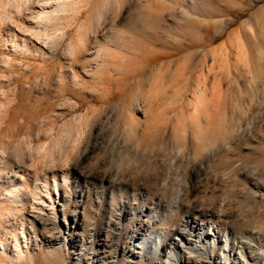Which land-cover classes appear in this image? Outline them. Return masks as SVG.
I'll return each instance as SVG.
<instances>
[{"label":"rangeland","instance_id":"374dc122","mask_svg":"<svg viewBox=\"0 0 264 264\" xmlns=\"http://www.w3.org/2000/svg\"><path fill=\"white\" fill-rule=\"evenodd\" d=\"M187 217L264 246V0H0V264H194Z\"/></svg>","mask_w":264,"mask_h":264},{"label":"bare ground","instance_id":"6f19581e","mask_svg":"<svg viewBox=\"0 0 264 264\" xmlns=\"http://www.w3.org/2000/svg\"><path fill=\"white\" fill-rule=\"evenodd\" d=\"M35 2H37V1H35ZM66 4H62V2H59V1H57V2L52 1L51 3L48 4V6L41 8L40 10L42 12L46 11V10H52L50 13H48L47 19H49V21L51 19L55 20L58 18L54 19V18H51V16L54 17L53 16L54 14L60 15L63 12L67 11L66 8H68V7ZM32 6H34V5H31V7ZM141 108L142 107L140 106V104L138 102H136V111L141 112L142 111ZM187 222L191 223V224L189 223L190 224L189 229H188L189 232H193L196 230L199 231V233L197 234L196 240H194L190 246L192 248H197V249L203 248L204 252H206V253L197 252L198 257L195 256L196 257L195 259L197 262H195L194 264H205V263L206 264H230V263L231 264H237L236 261L230 259L231 257H233L234 252L230 253L229 257L223 251H222V254L219 256V258H217V259L214 256H212V251L215 248V245H217V243H216V241H214L215 239L211 238V240H212L211 242L210 241L206 242V239H205L207 237H212V236L215 237L214 235H212L213 231H214V228H213L214 226L212 224L210 226L206 227V225H203L204 224L203 221L196 220L195 218H194V220L192 218L188 219V217H187ZM154 233H155L154 234V238H155L154 248L155 249L153 251V255L155 256L158 254L160 248L164 247L163 242H164L165 235L161 234V233L158 234L157 232H154ZM181 236H182V233L180 231L173 235V238H174L173 243L174 244L173 245L171 244L168 247L169 253L166 257V261H165L166 263L165 264H186L188 262L187 260H186L187 262L186 261H184L183 263L179 262L180 258L178 256V254H176V253L174 254V252H173V251H176V248H178V246L180 247L183 245V238ZM63 241H65V239L60 237V236H53V237L46 240V242L52 246L56 245L58 243H61ZM234 241L235 240H233V244L235 247H237L236 251L241 253L244 258H247V260L243 261L241 264H263V262H264V249L263 248H264V246L262 245V239L253 240L251 238L250 239L246 238L245 241H241L239 243L238 242L234 243ZM224 246L228 247V240H225ZM0 248H1V251L3 252L4 251L3 247H0ZM194 253L196 254V252H194ZM10 254H11L10 257L12 259H20L19 255L21 253L19 252L17 247H16V249H14V251L10 252ZM200 254L203 255V257ZM200 260H203V262L200 263ZM189 264H190V262H189Z\"/></svg>","mask_w":264,"mask_h":264}]
</instances>
